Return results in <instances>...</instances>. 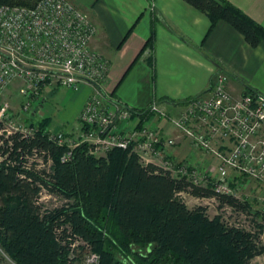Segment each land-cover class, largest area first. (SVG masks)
Masks as SVG:
<instances>
[{
	"label": "trees",
	"instance_id": "1",
	"mask_svg": "<svg viewBox=\"0 0 264 264\" xmlns=\"http://www.w3.org/2000/svg\"><path fill=\"white\" fill-rule=\"evenodd\" d=\"M185 1L207 15L209 30L223 20L251 47L264 39V27L226 0ZM220 71L225 72L216 65L214 74ZM48 123L42 119L40 129ZM66 150L41 131L0 136V247L15 263L73 264L94 252L98 264H248L263 253L262 224L255 222L257 232L229 225L220 214L208 217L203 206L189 208L181 194L213 198L219 209L264 222V209L252 211L246 199L142 164L130 149L94 157L82 143L63 161ZM43 193L63 202L48 206Z\"/></svg>",
	"mask_w": 264,
	"mask_h": 264
},
{
	"label": "built area",
	"instance_id": "2",
	"mask_svg": "<svg viewBox=\"0 0 264 264\" xmlns=\"http://www.w3.org/2000/svg\"><path fill=\"white\" fill-rule=\"evenodd\" d=\"M95 32L90 15L70 0L0 5V136L41 131L66 146L63 161L71 160L74 148L82 143L86 154L94 157L106 156L114 148L130 149L142 164H154L193 184L212 183L218 193L235 195L244 179H252L261 188L258 200L264 209V95L256 90L234 95L226 86L227 74L220 71L208 90L185 100L175 113L156 102L136 111L103 90L108 62L91 47ZM17 81L22 82L18 94L23 119L16 118L3 100L5 91ZM85 83L92 92L80 111L76 131L64 135L27 121L42 107L41 94L47 84L76 91ZM153 117L214 158L217 163L212 171L207 174L187 160H174L171 150L178 140L166 136L163 125ZM0 252L17 264L1 247ZM82 259L86 264L99 262V256L89 252L73 264Z\"/></svg>",
	"mask_w": 264,
	"mask_h": 264
},
{
	"label": "crops",
	"instance_id": "3",
	"mask_svg": "<svg viewBox=\"0 0 264 264\" xmlns=\"http://www.w3.org/2000/svg\"><path fill=\"white\" fill-rule=\"evenodd\" d=\"M70 1L96 26L91 47L108 62L103 90L136 111L156 102L175 113L185 100L208 89L216 65L229 75L226 86L234 95L245 88L264 95V39L251 47L223 20L209 30L207 15L185 0ZM226 1L264 27V0ZM70 92L63 116L78 121L92 90L85 83ZM152 119L163 125L166 136L177 138L171 150L174 160H187L202 170L214 168V158L169 124Z\"/></svg>",
	"mask_w": 264,
	"mask_h": 264
},
{
	"label": "rangeland",
	"instance_id": "4",
	"mask_svg": "<svg viewBox=\"0 0 264 264\" xmlns=\"http://www.w3.org/2000/svg\"><path fill=\"white\" fill-rule=\"evenodd\" d=\"M22 86L21 81L15 82L10 86L4 93L3 100L9 106L11 111L15 112L16 118L23 119L21 100L19 96V88ZM56 88H49L48 84L42 90L41 96L44 98L42 102V107L36 109V113L33 118L27 119L30 121L31 125L39 127V122L42 119H48V125L42 130H59L62 134L69 133L70 131L74 132L79 127V122L76 119H66L63 116L65 109L68 106H64V102L69 98L72 93L70 90L63 87H59L56 91ZM212 170H208L207 174ZM261 188L257 186V183L252 179H244L240 185L234 190L235 196L241 199H246L250 202L252 206V211L262 209L260 206L258 197L260 196ZM182 199L189 208H194L196 206L205 207V212L208 217H213L216 214H220L225 222L229 225H236L243 227L249 231L257 232V227L255 222L262 224V231L259 233V246H264V222L260 219L253 221L252 214L240 212L233 210L229 207H224L223 209L218 208L217 202L211 198H196L187 193L181 194ZM44 203L48 206L59 205L63 200L55 198L49 195H43ZM0 264H11V262L3 256L0 252ZM75 264H86L84 259L76 261ZM248 264H264V251L260 255L252 258Z\"/></svg>",
	"mask_w": 264,
	"mask_h": 264
}]
</instances>
